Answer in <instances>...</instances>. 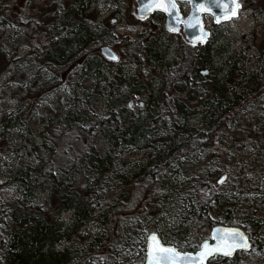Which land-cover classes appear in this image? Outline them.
Returning a JSON list of instances; mask_svg holds the SVG:
<instances>
[{
  "label": "rangeland",
  "instance_id": "1",
  "mask_svg": "<svg viewBox=\"0 0 264 264\" xmlns=\"http://www.w3.org/2000/svg\"><path fill=\"white\" fill-rule=\"evenodd\" d=\"M108 1H91L94 5L93 17L96 15V18L88 19L87 24L91 31H95L101 23L107 26L115 18L116 23L111 22V25L116 29V39L106 45L120 60L109 65L111 71L102 63L99 72L82 68L87 53H78L70 65L61 67L57 72L42 68L28 77L19 73L11 78L18 64L27 65L39 59L33 55L31 45L39 46L43 42L44 24L51 10L49 0H0V124L9 111L17 110L20 119L18 126L4 131L0 128V185L16 173L34 169L38 165V157L44 161L47 158L61 161L65 152V157L68 153L71 159L74 152L82 153L86 148L90 150L89 142L93 140L95 153L109 158L108 170L98 174L88 168L86 162L70 164L56 176V182L79 190L87 188V200L100 202L101 209L94 212L76 233L65 237L64 243L71 244L80 258L87 256L91 252L90 243L99 239L100 248L110 245L103 255L114 260L112 264H143L144 255L141 253L149 232H157L165 244L183 252L196 250L199 243L210 235L211 228L193 229L189 227V222L183 220L193 201L188 203L181 190L186 182L180 173L181 167L173 163L163 178V184L149 181L150 172L139 173L147 162L146 157L153 158L155 151H167L172 145H180L184 141V136L174 130L182 121L164 117L136 143L121 139L115 141V136L109 131L87 138L79 132L72 133L62 128L67 127L68 122L61 127L62 133L66 132L64 137L50 138L46 135L47 131L57 128L54 122H61L72 110L73 92L87 100L89 108L99 116L107 110L106 104L109 106L113 101L132 113L141 112L137 109L141 99L136 97L129 107L128 103L133 98L123 94L132 92V88L113 82L112 73L118 70L126 77L134 73L135 65L129 60L127 46L121 44V38L135 36L143 26L134 24V0H118L113 4ZM240 1L239 15L229 21L215 25L211 16L204 18L205 26L214 36L213 46L224 50L215 64L228 70L232 63L238 61L237 68L245 71L246 78L253 76L255 83H250V89L245 91V82L238 83L235 73L231 71L224 76L229 90L235 89L236 94L244 93V96L240 98L241 104L226 108L228 114L224 117L223 134L230 155L225 153L229 159L222 164L230 170L233 162H239L241 169L237 173L228 171L226 185L218 191L217 197L221 202L234 205L235 216L246 226L252 222L260 224L252 242L261 252L239 251L229 260L222 257L210 259V264H264V2L258 1L253 7L249 5L250 0ZM188 8L187 4L183 6L185 12ZM154 18L166 32H163L162 40L170 39L172 43H177L182 38L184 41L180 32L176 33L177 36L167 37L171 33L165 30L164 15L156 12ZM99 49H93L88 54H100ZM9 59L14 60L13 64ZM118 64L124 68H118ZM153 77L156 75L153 74ZM157 83L156 79L149 81L148 87L152 92L157 91ZM140 94L143 95V92ZM140 116L143 117V114ZM193 158L200 164L205 160L206 152L197 149ZM208 173L216 177L214 184L222 176L216 168ZM43 176L41 170L30 175L35 201L41 204L50 196L51 207L56 211L55 194L58 192H51L52 186ZM237 181L243 188L242 192L230 190ZM2 185L0 197L11 205L22 192L17 185ZM218 216L215 215L216 218ZM61 217L66 220L68 214L63 212Z\"/></svg>",
  "mask_w": 264,
  "mask_h": 264
},
{
  "label": "trees",
  "instance_id": "2",
  "mask_svg": "<svg viewBox=\"0 0 264 264\" xmlns=\"http://www.w3.org/2000/svg\"><path fill=\"white\" fill-rule=\"evenodd\" d=\"M91 1L96 3L101 0H49L51 13L44 24L45 38L39 46L31 45L33 55L39 59L27 65L21 66L22 62L18 64L19 68L11 73V78L19 73L28 77L42 68L57 72L61 67L70 65L78 53H87L82 68L99 72L102 63L111 71L110 66L114 62L105 60L96 52L88 54L116 39V29L111 25L113 20L107 26L101 23L99 29L90 30L87 20L96 18V15L93 17L94 5H91ZM117 1L108 2L113 4ZM258 1L264 2L250 0L249 5L254 7ZM154 14L142 21H134V24L143 26L135 36L126 35L121 38V44L127 46L129 60L135 65L134 73L128 77L118 70L112 73L113 82L132 88V92L123 94L125 97L133 98L132 102L136 97L141 99L143 108H140L141 102L137 105L141 112L132 113L126 107L111 101L113 104H106L107 110L99 116L89 108L87 100L79 98L73 92L72 110L61 122H54V127L57 128L47 131L46 135L50 138H62L66 134L62 133V128L72 133L79 132L87 138L109 131L115 136V141L121 139L136 143L159 120L175 117L182 124L174 127V130L184 136V141L180 145H172L167 151H155L153 158L146 157L147 162L140 168L142 172L139 173L150 172L152 176L148 177L149 181L163 184L168 169L176 163L178 168H184L179 170L186 178L181 190L188 203L193 201L188 215L183 217L184 221L189 222V227L212 228L217 224L238 226L252 238L260 229V224L252 222L246 226L235 216L234 205L219 201L217 193L225 187L227 181L221 185L214 184L216 177L208 172L216 168L221 175H229V172L237 173L241 169L239 162H233L230 170L224 165L230 152L224 143L223 122L228 114L226 108L241 104L240 98L244 93L238 95L235 89L229 90L224 76L231 74V71L235 73L236 79L239 78V81L236 80L238 83L245 82V91L250 89V83L255 84L254 78H246L245 71L236 66L238 61L232 63L228 70L223 65L215 64L224 50L213 46V34L202 46L191 45L182 38L177 43H172L170 39L162 40L165 31L154 18ZM167 35L168 38L177 36ZM13 61L9 59L12 64ZM117 67L124 68L119 64ZM204 69H207L206 74L202 73ZM154 79L158 81L157 91L152 92L148 85ZM19 120L17 110L9 111L0 128L4 131L18 126ZM64 122H68L67 127H62ZM89 145L90 150L86 148L82 153L79 151L81 154L74 152V159L68 158V153L65 157V152L61 161L54 162L48 158L44 161L38 157V165L34 169L16 173L1 183L5 187L17 185L22 193L11 205L0 197V264H112L114 260L111 261L107 255H103L110 245L100 248L102 244L99 239L90 243L91 252L80 258L73 251L72 245H66L63 240L76 233L94 212L101 209L100 202L87 200V188L79 190L71 185H58L56 182V176L63 173L70 164L86 162L88 168L98 174L108 170L109 158L99 157L95 153L93 140ZM197 149L206 152V158L200 164L193 158ZM38 170L43 172L42 178L52 186L51 192H58L55 194L58 205L56 211L51 207L50 196L41 204L35 201L33 179L30 175L39 172ZM239 184L237 181L230 190L242 192L243 188ZM63 212L68 214L66 220L61 217ZM216 214L219 215L217 218ZM141 254L144 255V251Z\"/></svg>",
  "mask_w": 264,
  "mask_h": 264
},
{
  "label": "snow or ice",
  "instance_id": "3",
  "mask_svg": "<svg viewBox=\"0 0 264 264\" xmlns=\"http://www.w3.org/2000/svg\"><path fill=\"white\" fill-rule=\"evenodd\" d=\"M195 7L200 10L212 11L210 7L206 8L205 3H196V0H192ZM212 4H215L217 8H221L220 14H215L217 22L221 19H231L239 15L238 10L241 8L239 0H211ZM153 9L163 10L167 13H172L177 9L176 0H148L147 3L140 5L141 18H145L144 12L151 11ZM195 21V23H193ZM116 23L115 18L112 21ZM180 22L186 23L190 27L200 26L201 34L192 39L191 43L195 44L196 40L204 42L208 36V33L203 30L202 21L197 15H193L190 19ZM170 30L176 31L178 29L171 28ZM109 58L115 61H119L120 57L114 53H108ZM147 71V70H146ZM207 72V69L203 70ZM143 102L141 101V107ZM223 182V178L221 181ZM215 233L213 239L216 241L214 244L209 243L208 240H204L199 245V250L195 252H182L176 247L169 244L162 243L158 237V233L153 231L148 236V261L149 264H210V259H216L218 257H233L237 251L249 253L255 251L260 254L261 250L254 247L252 238L239 227H220L213 229Z\"/></svg>",
  "mask_w": 264,
  "mask_h": 264
},
{
  "label": "water",
  "instance_id": "4",
  "mask_svg": "<svg viewBox=\"0 0 264 264\" xmlns=\"http://www.w3.org/2000/svg\"><path fill=\"white\" fill-rule=\"evenodd\" d=\"M134 1H135V4H136V9H135V18H136V20L142 21V20L148 18L150 15H152L155 12H161L165 16V19H164V27H165V30L168 33H171V34L180 32L186 42H188L191 45H195V46H197V45L198 46L205 45L206 42L209 40V38L211 36L210 30L205 26V20H204V18L207 15L208 16H211L212 23L215 24V25L230 20V19H221L219 22H217L216 15H214V13L215 14H220L222 12V9L221 8H217L215 4H212L211 3V0H196V3L197 4H199V3H205L206 8L207 7H210L212 9V11L200 10L199 8H197V7L194 6L192 0H176V2H177V9L173 10L171 14L170 13H167V12H165L163 10L153 9L151 11H145L144 12L145 18L142 19L141 18L140 5L143 4V3H147L148 0H134ZM180 3H186V4H188L189 11H188V13L186 15H183V13L180 10V6H179ZM193 15H197V16L200 17V20L202 21L203 30L208 33V36H207V38H206V40L204 42H201L200 40H196V43L195 44L191 43L192 39H194L195 37H197L198 35L201 34V28H200V26L190 27L186 23L180 22L181 20L186 21V20L190 19ZM193 23H195V21H193ZM170 27L171 28L178 29V30L172 31V30H170ZM99 52H100V55L105 60L110 61V62H116L115 60H112V59L109 58V55H108L109 52L116 54L109 46H107V45L101 46L100 49H99ZM202 73L205 74L204 71ZM131 104H132V101H129L128 106L130 107ZM221 178H223V182H224L226 180V178H227V175L226 174H223L222 176L219 177V179L217 180V184L218 185H220V184L223 183V182H220L221 181ZM220 227H238V226L221 225V224L214 225L211 228V230H210L209 238L204 239V240H208L209 243L214 244L216 241L213 239V237L215 235V233L213 232V229L220 228ZM239 228H241V227H239ZM151 233L152 232L148 233L147 236H146V239H145V254H144V262H143V264H149L147 244H148V236ZM158 237L160 238L159 235H158ZM160 240H161V238H160ZM204 240H202L199 243V245ZM198 250H199V246H198V248L195 251H198ZM195 251H192V252H195ZM184 252H189V251H184ZM237 252H239V250ZM227 258H229V257H227Z\"/></svg>",
  "mask_w": 264,
  "mask_h": 264
},
{
  "label": "flooded vegetation",
  "instance_id": "5",
  "mask_svg": "<svg viewBox=\"0 0 264 264\" xmlns=\"http://www.w3.org/2000/svg\"><path fill=\"white\" fill-rule=\"evenodd\" d=\"M239 2L241 3V1L239 0Z\"/></svg>",
  "mask_w": 264,
  "mask_h": 264
}]
</instances>
